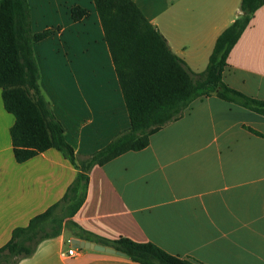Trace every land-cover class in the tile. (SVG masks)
I'll list each match as a JSON object with an SVG mask.
<instances>
[{
    "label": "crops",
    "instance_id": "1",
    "mask_svg": "<svg viewBox=\"0 0 264 264\" xmlns=\"http://www.w3.org/2000/svg\"><path fill=\"white\" fill-rule=\"evenodd\" d=\"M28 1L33 32L51 31L34 44L41 93L67 142L88 157L130 128L95 3ZM241 1L134 0L195 73L207 68ZM75 7L88 14L74 20ZM223 75L230 87L264 100V4L231 51ZM15 121L0 88V248L14 229L59 202L78 173L55 148L18 162ZM89 177L87 198L74 220L95 235L152 242L201 264H264V115L216 95L198 98L180 119L153 134L146 148L96 165ZM72 238L77 237L64 230L17 264H141L118 251L76 247ZM71 247L74 256L67 254Z\"/></svg>",
    "mask_w": 264,
    "mask_h": 264
},
{
    "label": "trees",
    "instance_id": "2",
    "mask_svg": "<svg viewBox=\"0 0 264 264\" xmlns=\"http://www.w3.org/2000/svg\"><path fill=\"white\" fill-rule=\"evenodd\" d=\"M99 14L130 117V128L104 148L80 157L67 142L65 129L40 90L34 44L50 30L34 33L28 0H0V88L5 108L12 113L14 154L18 162L55 148L77 168L65 196L25 227H17L0 248V264H17L32 256L41 242L68 230L73 236L111 247L141 264H201L173 255L152 242L107 239L85 230L74 217L84 204L89 174L128 152L150 144L161 128L180 119L193 101L211 95L264 115V100L230 87L224 81L228 58L264 0H242L237 19L218 37L207 68L193 72L171 50L161 32L134 0H93ZM88 12L72 9L74 20ZM257 134V131L249 128Z\"/></svg>",
    "mask_w": 264,
    "mask_h": 264
},
{
    "label": "water",
    "instance_id": "3",
    "mask_svg": "<svg viewBox=\"0 0 264 264\" xmlns=\"http://www.w3.org/2000/svg\"><path fill=\"white\" fill-rule=\"evenodd\" d=\"M71 243L76 246V247H82V248H92L95 250H101V251H106V252H111V253H116L117 251L111 247H106L104 245L101 244H96L94 242L91 241H85V240H81L78 238H72L71 239Z\"/></svg>",
    "mask_w": 264,
    "mask_h": 264
},
{
    "label": "built area",
    "instance_id": "4",
    "mask_svg": "<svg viewBox=\"0 0 264 264\" xmlns=\"http://www.w3.org/2000/svg\"><path fill=\"white\" fill-rule=\"evenodd\" d=\"M67 254L69 256H74L75 255V248L71 247L68 251H67Z\"/></svg>",
    "mask_w": 264,
    "mask_h": 264
}]
</instances>
